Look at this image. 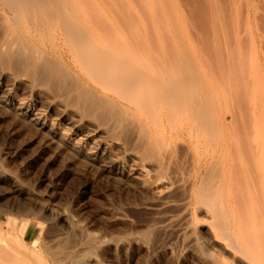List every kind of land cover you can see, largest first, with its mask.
Listing matches in <instances>:
<instances>
[{
  "label": "bare ground",
  "instance_id": "bare-ground-1",
  "mask_svg": "<svg viewBox=\"0 0 264 264\" xmlns=\"http://www.w3.org/2000/svg\"><path fill=\"white\" fill-rule=\"evenodd\" d=\"M117 1L0 0V113L13 121L16 132L34 130L42 148L55 150L66 163L116 166L105 149L85 152L37 111H51L80 136L100 133L124 157L134 156L149 186L165 193L151 200L149 228L140 237L115 240L117 245L143 241L148 248L156 233L182 227L184 247L202 264H264L259 229L244 239L234 219L237 205L248 201L231 194L235 179L228 158L205 163L183 178L181 162L194 149L230 154L226 123L210 120L208 92L197 74L186 70V61L155 50L142 25L129 15L125 20L121 14L122 21ZM118 174L125 176L122 170ZM10 191L23 192L16 182ZM120 206L117 210H124ZM29 230L18 218L0 222V242L14 240L19 247L5 249L2 264H22L19 250L36 254L29 243L34 230ZM77 232L67 215L54 247L38 244L64 259L72 258L78 245L102 249L91 237L79 243Z\"/></svg>",
  "mask_w": 264,
  "mask_h": 264
},
{
  "label": "rangeland",
  "instance_id": "rangeland-1",
  "mask_svg": "<svg viewBox=\"0 0 264 264\" xmlns=\"http://www.w3.org/2000/svg\"><path fill=\"white\" fill-rule=\"evenodd\" d=\"M117 2L119 14L125 15L119 17L126 20L129 15L142 25L155 50L186 61V70L195 72L197 83L208 92L210 120L226 123L223 133L231 139L230 154L194 149L181 162L183 178L205 163L228 158L227 167L235 179L231 194L244 195L248 201L236 207L240 234L247 239L259 229L264 241V0ZM37 112L85 152L95 153L99 146L105 149L116 166L110 162L93 167L84 162L68 164L55 150L45 151L34 130L16 132L13 121L0 113V174L11 178L0 181V222L11 217L23 220L29 231L34 230V241L29 243L38 255L19 250L22 264H202L184 247L182 227L156 233L148 248L143 241L117 245L115 240L140 237L149 228L154 213L149 209L151 200L165 191L150 187L147 174L132 161L134 156L124 157L100 133L80 136L60 125L51 111ZM182 137L190 136L182 132ZM121 170L124 177L118 174ZM14 182L21 185L22 193H11ZM120 205L124 210H117ZM67 215L78 229L79 243L91 237L102 249L78 245L70 259L53 258L51 251L41 249L38 243L42 242L49 249L54 247V235L64 230ZM13 241L0 242V264L4 251L18 250Z\"/></svg>",
  "mask_w": 264,
  "mask_h": 264
}]
</instances>
